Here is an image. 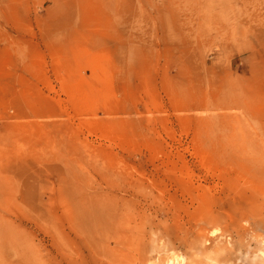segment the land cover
Listing matches in <instances>:
<instances>
[{
  "label": "rangeland",
  "instance_id": "rangeland-1",
  "mask_svg": "<svg viewBox=\"0 0 264 264\" xmlns=\"http://www.w3.org/2000/svg\"><path fill=\"white\" fill-rule=\"evenodd\" d=\"M261 252L264 0H0V264Z\"/></svg>",
  "mask_w": 264,
  "mask_h": 264
},
{
  "label": "bare ground",
  "instance_id": "bare-ground-1",
  "mask_svg": "<svg viewBox=\"0 0 264 264\" xmlns=\"http://www.w3.org/2000/svg\"><path fill=\"white\" fill-rule=\"evenodd\" d=\"M76 211H81V210H86V207L85 206H83V205H80V206H75V207H73ZM261 254V257H263L264 256V254L261 252L260 253ZM24 260H25V264H33L32 262H30V260H31V258L30 257H26V258H24ZM79 264V263H78ZM80 264H82V263H80ZM165 264H173V262H172V260L171 259H169Z\"/></svg>",
  "mask_w": 264,
  "mask_h": 264
}]
</instances>
